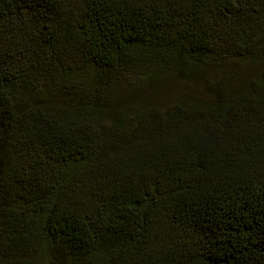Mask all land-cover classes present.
Returning <instances> with one entry per match:
<instances>
[{"label": "trees", "instance_id": "16d2710c", "mask_svg": "<svg viewBox=\"0 0 264 264\" xmlns=\"http://www.w3.org/2000/svg\"><path fill=\"white\" fill-rule=\"evenodd\" d=\"M0 264H264V0H0Z\"/></svg>", "mask_w": 264, "mask_h": 264}, {"label": "rangeland", "instance_id": "374dc122", "mask_svg": "<svg viewBox=\"0 0 264 264\" xmlns=\"http://www.w3.org/2000/svg\"><path fill=\"white\" fill-rule=\"evenodd\" d=\"M134 95L137 99L144 101L146 104L165 108L170 104L172 96L183 89L182 84L174 85L172 83L164 84L163 86L153 85L140 87Z\"/></svg>", "mask_w": 264, "mask_h": 264}]
</instances>
